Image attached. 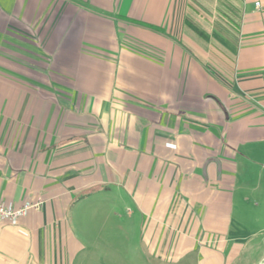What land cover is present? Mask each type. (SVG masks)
<instances>
[{
  "label": "crops",
  "instance_id": "0c3cea01",
  "mask_svg": "<svg viewBox=\"0 0 264 264\" xmlns=\"http://www.w3.org/2000/svg\"><path fill=\"white\" fill-rule=\"evenodd\" d=\"M0 200V264H264V0H0Z\"/></svg>",
  "mask_w": 264,
  "mask_h": 264
},
{
  "label": "built area",
  "instance_id": "2783aa9c",
  "mask_svg": "<svg viewBox=\"0 0 264 264\" xmlns=\"http://www.w3.org/2000/svg\"><path fill=\"white\" fill-rule=\"evenodd\" d=\"M260 5V2H257ZM41 202L26 201L21 205H16L11 200H0V218L9 222L12 225L18 224L19 220L24 217L29 209L38 207Z\"/></svg>",
  "mask_w": 264,
  "mask_h": 264
},
{
  "label": "rangeland",
  "instance_id": "374dc122",
  "mask_svg": "<svg viewBox=\"0 0 264 264\" xmlns=\"http://www.w3.org/2000/svg\"><path fill=\"white\" fill-rule=\"evenodd\" d=\"M86 228H87V230H90V232H91V230H92L91 227H86ZM101 230H100V232H101V235L104 237V239H103L104 243L103 242H101L100 244L94 243V245L96 246V250H98L100 252L99 254L102 253V255H103V252L107 251V249H108V243H106L105 240H106V238L109 235V231H108L109 229H108V227H105L104 229H101ZM259 236L260 237L264 236V228H262L259 231ZM90 249H91V247H90ZM86 261H87V264H115V263L116 264H125L124 260L123 259H119L118 257L115 258V259L108 258V254L105 255L104 257L102 256L99 259H91L90 258V259H88Z\"/></svg>",
  "mask_w": 264,
  "mask_h": 264
},
{
  "label": "trees",
  "instance_id": "16d2710c",
  "mask_svg": "<svg viewBox=\"0 0 264 264\" xmlns=\"http://www.w3.org/2000/svg\"><path fill=\"white\" fill-rule=\"evenodd\" d=\"M188 26L193 29L198 35L202 36V38H207L206 32L202 28L198 27L196 24L188 21Z\"/></svg>",
  "mask_w": 264,
  "mask_h": 264
}]
</instances>
